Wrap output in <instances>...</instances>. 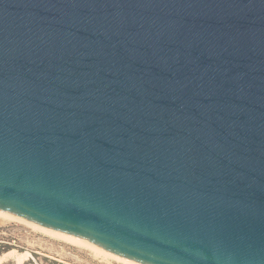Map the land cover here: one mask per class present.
I'll return each instance as SVG.
<instances>
[{"label":"water","instance_id":"95a60500","mask_svg":"<svg viewBox=\"0 0 264 264\" xmlns=\"http://www.w3.org/2000/svg\"><path fill=\"white\" fill-rule=\"evenodd\" d=\"M0 211L134 264H264V0H0Z\"/></svg>","mask_w":264,"mask_h":264},{"label":"rangeland","instance_id":"374dc122","mask_svg":"<svg viewBox=\"0 0 264 264\" xmlns=\"http://www.w3.org/2000/svg\"><path fill=\"white\" fill-rule=\"evenodd\" d=\"M24 254L19 261L8 254ZM0 264H127L119 260L97 258L86 249L77 248L48 237L18 223L0 227Z\"/></svg>","mask_w":264,"mask_h":264},{"label":"bare ground","instance_id":"6f19581e","mask_svg":"<svg viewBox=\"0 0 264 264\" xmlns=\"http://www.w3.org/2000/svg\"><path fill=\"white\" fill-rule=\"evenodd\" d=\"M8 223H18V225L22 224V225L26 226L27 228L31 229L32 231H35V233L38 232V233L48 237L49 239L51 238L53 240H56V241H59V242H62V243H65V244H68V245H71V246H74L77 248L86 249L90 253L94 254L95 257L100 258V259L103 258V260L106 258L107 259L111 258V259L119 260V261L127 263V264H134V263L129 262L127 260L121 259V258L113 256V255H110L108 253L102 252V251L97 250L95 248L89 247L87 245H84V244L79 243L77 241H74L72 239L66 238L64 236H61V235L56 234L54 232H51L49 230L43 229L41 227H38V226L33 225L31 223H28L24 220H21L17 217H14L12 215H9L5 212L0 211V227L5 225V224L8 225ZM15 258H17L19 261L24 260L21 256H15Z\"/></svg>","mask_w":264,"mask_h":264},{"label":"flooded vegetation","instance_id":"af4514ba","mask_svg":"<svg viewBox=\"0 0 264 264\" xmlns=\"http://www.w3.org/2000/svg\"><path fill=\"white\" fill-rule=\"evenodd\" d=\"M7 254H8V253H7ZM8 256H9V257L14 256V258H15V256H21L23 259L26 258V255H24V254H13V253H10V254H8Z\"/></svg>","mask_w":264,"mask_h":264}]
</instances>
